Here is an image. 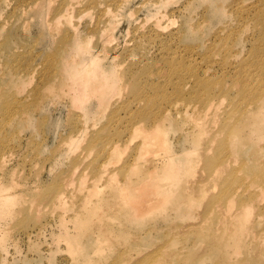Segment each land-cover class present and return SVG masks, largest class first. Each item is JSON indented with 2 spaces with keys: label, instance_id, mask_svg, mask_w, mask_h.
<instances>
[{
  "label": "rangeland",
  "instance_id": "374dc122",
  "mask_svg": "<svg viewBox=\"0 0 264 264\" xmlns=\"http://www.w3.org/2000/svg\"><path fill=\"white\" fill-rule=\"evenodd\" d=\"M29 1L0 0V81L9 109H1L0 96V198H9L0 204V264H130L147 257L149 264H201L218 233L214 213L204 218L203 207L221 186L249 183L264 172V110L253 109L231 130L225 126L264 94V0H126L106 32L88 3L70 7L73 18L62 20L58 32L47 15L50 0L34 9ZM86 24L104 37L91 34L90 52L81 46L77 55L84 60L98 52L107 70L120 76L118 86L109 94L90 92L80 107L68 96L43 100L37 85L48 68L46 55L57 51L72 25L80 30ZM81 48L88 55L82 57ZM207 97L213 104L196 119L190 107L197 110ZM160 114L162 124L154 128ZM149 127L166 147L139 152ZM149 156L162 177L154 190L168 192L164 209H151L136 224L115 207L104 208L118 236L96 240V232H87L76 236L71 250L69 237L79 228L72 202L91 186L109 195L112 186L135 179L133 166L150 170ZM36 192L48 197L38 201ZM52 196L67 203L58 208ZM127 201L121 199L130 208Z\"/></svg>",
  "mask_w": 264,
  "mask_h": 264
},
{
  "label": "bare ground",
  "instance_id": "6f19581e",
  "mask_svg": "<svg viewBox=\"0 0 264 264\" xmlns=\"http://www.w3.org/2000/svg\"><path fill=\"white\" fill-rule=\"evenodd\" d=\"M45 1L46 0H31L27 3V7H31L33 9L40 8L44 5ZM49 2L51 3H49V14L47 13V15H49L48 17L50 22L53 23V27L59 26L60 22L64 19L67 21V24L71 22V18H73V16L70 15V10L73 8L69 10L70 13L67 11L70 7H76L78 10H81L83 5L88 3L90 7L95 8L93 14L98 19L97 27L103 23L104 25L101 32H106L107 28H109L110 25L116 21L114 19L116 16L113 18L114 13L121 7L123 9L122 5L126 2V0H50ZM104 3L106 4L103 5ZM162 17L163 16H160L159 18ZM155 20L154 24H159L158 21L161 19ZM72 27L73 31H64L65 33L62 35L61 43L60 45L58 44V49L56 48L57 51H55L54 54L50 53L49 55H46L45 61L47 62L46 67L48 68L46 72L45 69L41 71L45 72V74L38 77L40 82L37 85V88L40 90L39 96L43 100L52 96L59 99L68 96L72 104H76L80 107L82 105V100H84L90 92H101L102 95L103 93H112L118 86L120 76L113 73L111 70H107V66L103 63L105 58L102 59L101 57L103 56L99 57L100 55H98V52L97 54H87L89 50L85 48V46L88 45L87 43H89V39L92 38V35L96 34L99 37H104L102 35L104 32L101 33V35H98L100 34V28L95 30L94 24L93 28L95 31L90 29L89 24H86L80 30H77L76 25H72ZM59 28L61 27L59 26ZM59 28L57 29L58 32L60 30ZM2 30L3 27L2 24H0V31ZM100 43L102 47V44H104L103 41ZM81 46H83L84 48H82L87 51L86 53H83L81 48L82 57L83 55H88L87 58L85 57L86 59L83 58L84 60H82L81 56L77 55L76 52ZM102 48H104V45ZM102 51L104 50H101V52ZM104 52L102 53L104 54ZM97 60H101V62L98 63L97 66L93 67L92 64ZM25 69L28 70L29 68L27 67ZM35 71L36 67L33 66L28 71H25V76L29 77ZM237 80L244 84L241 80ZM4 86L5 85H2L1 80L0 96L3 97L4 103H2L1 109L8 111L9 109L6 101V97L8 96L4 93L6 90ZM105 98L106 96L104 95L99 99L101 102L100 106L104 104ZM212 99L207 97L197 110H195V106L190 107V109L194 111L193 115L196 119H198L201 115V108L206 106L207 110V108L213 104ZM39 101L37 104L40 103ZM42 102L43 101H41V103ZM37 108L38 107L36 106L34 109ZM27 109L31 110L29 108ZM188 109L189 105L186 106L185 112H187ZM253 109H257L253 113H257L259 110H264V94L261 95L260 98H258V100H256L253 104L247 103L245 108L240 112L239 116L231 115L227 123H225L226 128L231 130V128H234L235 125L237 126L240 120L249 112L253 111ZM21 112L24 114L26 112V108L22 107ZM162 113L166 114L164 111H162ZM163 114H160L154 120L152 125L154 128H158L160 124H162L164 117ZM150 116L151 115L148 113L144 115V118L149 119ZM20 117L19 121L23 119V115L22 118ZM85 122V120L82 121L83 124H85ZM134 130L136 132L138 130V126H136ZM149 130H151L150 127L143 129L146 133L140 137L139 152L143 149L146 150L149 147H166V143L161 134L156 131L149 132ZM70 140H72V144L76 142V140L72 137ZM227 143L228 140L225 148ZM223 148L224 147L221 144L220 150ZM145 160L150 163V170L145 169L141 165L133 166L135 179H127L121 186H112V189L110 190L111 193L109 195L105 193L103 194V192L100 191H95V186H91V188L86 190L87 194L84 197L77 200V202H72L71 213L79 228L78 235L75 234L72 237H69L71 250H73V244L75 243L76 236L79 237L82 235L81 237H83L87 235V232H96V240H99L102 236L107 238L118 236V233H115L112 231L113 229L107 226L104 212H102L104 208L111 209V207H115L123 213V216L127 221L135 222L136 224L145 222L147 217L152 212L151 209H164V206L162 205L164 201L163 196L168 194V192L165 190H154V187L161 186L162 180V177H156V174L153 172L154 169H158V162H156L157 160L154 156H149V158ZM212 170L214 175H216L217 170ZM254 174L255 179L249 183H243L244 181L239 180L234 184L229 182V185L221 186L220 193L217 194V196H213L210 199L209 204L203 207V214L205 213L204 218H208V214H210V212L214 213L213 216L215 220L213 221V225L218 233L217 236L212 238L209 242L210 246L212 244H214V246L213 248H210L209 246L207 247L209 249V255H206V252L203 254L204 261L201 262V264H264V172L261 171L260 173ZM170 179L172 180V178ZM178 182L179 180L171 181L173 185H179ZM93 193L98 194L97 199L89 198ZM42 194L43 193L38 194L36 192L35 198L38 201H41L48 197ZM121 199H128L129 201L127 202L130 204V208L125 207V205L121 202ZM49 200H52V203L54 204H58V208H60V205L63 207L67 203L66 200L58 196L55 198L52 196ZM8 201L9 198L7 196L0 198V204H6ZM65 210H69V207L67 206ZM19 211L20 209H17L15 213H18ZM134 243L138 246L140 244V240L136 239ZM150 259L151 257H147L146 260L144 259L138 262L132 261L130 264H149Z\"/></svg>",
  "mask_w": 264,
  "mask_h": 264
}]
</instances>
